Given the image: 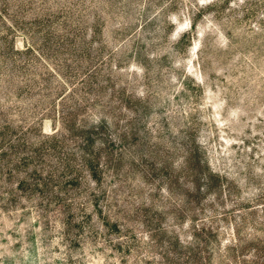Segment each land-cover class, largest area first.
Segmentation results:
<instances>
[{"label": "rangeland", "instance_id": "1", "mask_svg": "<svg viewBox=\"0 0 264 264\" xmlns=\"http://www.w3.org/2000/svg\"><path fill=\"white\" fill-rule=\"evenodd\" d=\"M0 264H264V0H0Z\"/></svg>", "mask_w": 264, "mask_h": 264}]
</instances>
